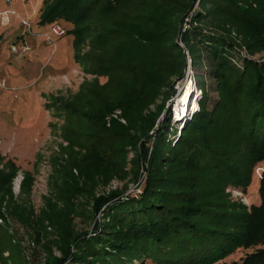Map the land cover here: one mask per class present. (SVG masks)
<instances>
[{"label":"trees","instance_id":"trees-1","mask_svg":"<svg viewBox=\"0 0 264 264\" xmlns=\"http://www.w3.org/2000/svg\"><path fill=\"white\" fill-rule=\"evenodd\" d=\"M42 11L72 26L75 61L94 78L51 97L63 142L39 210L33 176L16 196L20 169L0 155V264H28L10 223L44 264H218L240 249L253 252L224 264H264V0H45ZM189 61L201 96L177 135L170 100ZM143 165L141 193L127 195ZM258 169L259 203L234 200Z\"/></svg>","mask_w":264,"mask_h":264},{"label":"rangeland","instance_id":"rangeland-1","mask_svg":"<svg viewBox=\"0 0 264 264\" xmlns=\"http://www.w3.org/2000/svg\"><path fill=\"white\" fill-rule=\"evenodd\" d=\"M44 1L0 0V155L6 160L14 161L20 169L13 182L16 196L20 194L25 173L33 176L30 201L36 210L41 208L43 197L49 193L51 161L58 145L63 142L60 127L64 123V118L57 114L54 106L48 108L51 97L69 99L77 94L82 83L92 81L94 78L87 75L83 67L75 61L72 34L56 37L52 33V28L56 25H60L66 31L72 26L63 21L41 22ZM24 21L28 24L24 25ZM105 81L106 79H101V83ZM192 81L194 86L190 87L192 92L188 109L177 114L179 96ZM176 91L170 102L172 127H178L179 135L180 127L197 112L198 109L193 107L196 102L199 103L201 96V91L195 84L190 61L185 80L178 83ZM186 94L188 95V92ZM211 97L216 100L217 93L211 92ZM186 99L185 96L183 101ZM255 174L247 195L232 191L234 200L242 199L247 204L245 200L247 198L249 204L259 203L260 175L257 170ZM135 186L130 185L127 195L138 194ZM122 187L123 183L114 182L109 189ZM103 192L104 190L100 191L101 194ZM101 221L103 217L98 214L95 222ZM94 225L91 220L76 219V227L80 232L91 233ZM9 229L26 262L44 264L45 255L41 250H35L25 231L15 223H10ZM252 252L253 250L240 249L218 264L240 263ZM5 256H8V253Z\"/></svg>","mask_w":264,"mask_h":264},{"label":"built area","instance_id":"built-area-1","mask_svg":"<svg viewBox=\"0 0 264 264\" xmlns=\"http://www.w3.org/2000/svg\"><path fill=\"white\" fill-rule=\"evenodd\" d=\"M24 25H27L28 23L26 21L23 22ZM52 33L53 35H55L56 37H64L67 34V31L62 28L60 25H56L52 28ZM116 117V116H115ZM146 168H147V164H145ZM261 169L257 170V173L260 174ZM146 177H147V173L145 170V167L142 168V178L140 180V183H138L135 186V189L137 190V193H141V188L144 185L145 181H146Z\"/></svg>","mask_w":264,"mask_h":264},{"label":"bare ground","instance_id":"bare-ground-1","mask_svg":"<svg viewBox=\"0 0 264 264\" xmlns=\"http://www.w3.org/2000/svg\"><path fill=\"white\" fill-rule=\"evenodd\" d=\"M192 85L194 86V82L193 81L189 84V86L187 87V89L185 88V90L183 91V93L179 96V99H178L179 102L177 103V107H176V113L177 114L183 113L186 109H188L187 105H188V103L190 101V93L192 92L191 91L192 89H190V87L192 88ZM193 89H194V87H193ZM187 92H188V95L186 94ZM185 96H186L187 99L184 102L183 100H184V97ZM194 107H193V109H198V103L197 102H196V104H195Z\"/></svg>","mask_w":264,"mask_h":264}]
</instances>
